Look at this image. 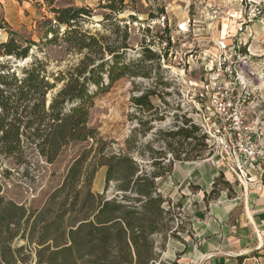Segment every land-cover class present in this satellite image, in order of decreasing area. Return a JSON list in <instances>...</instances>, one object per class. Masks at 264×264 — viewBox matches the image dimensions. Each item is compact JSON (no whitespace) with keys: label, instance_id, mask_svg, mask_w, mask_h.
I'll return each instance as SVG.
<instances>
[{"label":"trees","instance_id":"16d2710c","mask_svg":"<svg viewBox=\"0 0 264 264\" xmlns=\"http://www.w3.org/2000/svg\"><path fill=\"white\" fill-rule=\"evenodd\" d=\"M16 1L45 8L52 17L44 18L38 43L18 38L0 19V31L7 34V40L0 42V264H27L29 256L33 260L28 264H162L161 252L169 238H177V229L168 209L172 203L158 192L156 179L170 174L175 162L204 158L205 136L185 115H175L180 125L175 121L174 129L155 133L159 150L151 143L140 149L139 137H129L124 150L108 152L106 143L85 127L94 99L123 78L152 84L140 85V94L131 99L140 113L154 112L135 118L142 127L140 138L152 130L153 122L164 121L167 113H157L151 101L170 96L165 90L172 85L162 69L172 48L170 37H165L164 9L148 13L149 21L163 18L165 27L150 41L149 29L142 31L134 59L128 54L129 25L137 17H117L127 8L136 10L139 0H100L97 9L102 12L99 24L104 34L82 28L92 17L90 9L56 8L55 0ZM155 39L164 44L161 51L153 48ZM48 45L80 59L67 71L50 72L33 54L34 48L41 52ZM58 84L61 87L54 92ZM64 127L69 128L68 138L60 130ZM88 137L92 143L70 163L43 207L33 210L3 198L2 180L11 175L3 168L5 161L27 168L29 156L38 151L52 162L60 146ZM145 151L148 168L135 158H148ZM101 168L103 192L94 194L93 181ZM261 180L264 185V167ZM19 241L25 244L18 246Z\"/></svg>","mask_w":264,"mask_h":264},{"label":"rangeland","instance_id":"374dc122","mask_svg":"<svg viewBox=\"0 0 264 264\" xmlns=\"http://www.w3.org/2000/svg\"><path fill=\"white\" fill-rule=\"evenodd\" d=\"M239 1L241 6L238 12L241 18L237 15L235 20H232L230 16L235 15L234 4L238 0H139L136 3V10L127 8L117 18L127 20L129 15L137 17L135 24L129 25L132 32L130 41L132 50H129L128 54L134 59L138 58L137 44L142 37V31L149 29L150 33L146 39L150 41L153 36L159 37L165 27L163 18L149 21L148 13H156L157 7H162L166 13L168 34L165 37H170L172 48L167 60L162 61V69L166 76L171 78L172 85L165 90L170 93V96L165 95L162 102L157 98H151L152 104L157 107V113H167L166 118L164 121L153 122L152 130L145 137L140 138L139 131L142 127L135 118H142V116L147 118L154 112L140 113L131 99L140 94L137 90L140 85L150 88L152 84L148 80L123 78L115 82L107 92L101 93L94 99L93 107L89 109L86 130L94 131L106 143L108 152L124 150V142L129 137H139L136 146L140 149L151 143L153 149L159 150L161 145L154 142L155 133L160 130L174 129L175 121L180 125L181 121L175 120V115L182 116L177 114L180 111L175 108L176 104L183 101L188 107L198 103L204 105L208 100L205 96L200 99L199 94L203 92L204 77L213 69L218 54L216 44L220 39L219 33L225 27H229L228 36L225 38H232L238 18L241 19L238 22L243 19L246 22L247 19L250 20L243 26L246 42L244 44L246 47L249 46L255 37L253 47L260 51L256 54L254 61L256 64L264 65V0ZM99 2L100 0H55V7L90 9L92 17L89 21L82 23V28L92 34L98 32L104 34L99 24L102 19V12L97 9ZM51 17L45 8L38 9L30 3H18L16 0H0V19L4 20L20 39L38 43L44 18ZM250 25L254 26L252 35L247 32L250 30L248 29ZM6 40L7 34L0 31V42ZM154 43H156L154 49L161 51L164 47V44H160L156 39ZM33 54L44 61L47 69L54 73L67 71L80 59L79 55H67L57 45H48L41 52L34 48ZM29 61L30 59L20 62L18 66ZM60 87L61 84H58L54 92ZM178 91H181L183 96ZM262 96L264 97V94ZM262 110L264 114L263 104ZM60 130L64 131L66 138L69 137L68 127ZM66 143L59 147L52 162L47 161L38 151L29 156L30 165L27 168H17L10 161H5L3 168L8 169L11 175L8 179L2 180L3 198L33 210L43 207L53 190L61 184L70 163L82 150L88 149L92 139L88 137L85 140ZM145 154L148 157L147 151ZM135 158L146 168L149 167V157L135 156ZM164 164L166 165L167 162ZM104 175V168L97 171L92 185L94 194L103 192ZM168 209L173 219L172 226L177 229V232L186 231V223L182 220L179 206L172 204ZM24 244L23 241L17 242L18 246ZM32 260L33 256H29L27 264Z\"/></svg>","mask_w":264,"mask_h":264},{"label":"crops","instance_id":"0c3cea01","mask_svg":"<svg viewBox=\"0 0 264 264\" xmlns=\"http://www.w3.org/2000/svg\"><path fill=\"white\" fill-rule=\"evenodd\" d=\"M238 2L234 4V13L241 18ZM253 27H248V34L252 35ZM228 28L220 31L219 38L228 36ZM239 36L246 43L245 33ZM254 41L255 37L245 49L256 55L260 50L253 47ZM261 179L262 169L257 165L247 168V180L239 183L234 173L213 160L175 162L170 174L156 179V186L164 198L179 206L186 231L181 230L176 233L177 238L167 240L160 262L264 264ZM213 190L215 194L210 196Z\"/></svg>","mask_w":264,"mask_h":264},{"label":"built area","instance_id":"2783aa9c","mask_svg":"<svg viewBox=\"0 0 264 264\" xmlns=\"http://www.w3.org/2000/svg\"><path fill=\"white\" fill-rule=\"evenodd\" d=\"M247 22L237 23L232 38L218 40L213 69L204 77L199 94L200 99L208 98L205 104H176L177 114L185 115L205 136L204 158L234 173L239 183L247 180L251 165L264 167V65L256 64L257 56L247 48L242 50L246 46L239 35Z\"/></svg>","mask_w":264,"mask_h":264}]
</instances>
